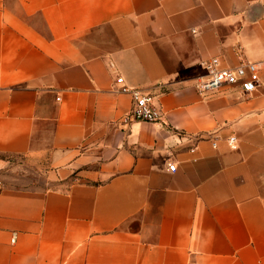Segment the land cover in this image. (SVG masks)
<instances>
[{"label":"crops","instance_id":"1","mask_svg":"<svg viewBox=\"0 0 264 264\" xmlns=\"http://www.w3.org/2000/svg\"><path fill=\"white\" fill-rule=\"evenodd\" d=\"M0 172V264H264V0H0Z\"/></svg>","mask_w":264,"mask_h":264},{"label":"built area","instance_id":"2","mask_svg":"<svg viewBox=\"0 0 264 264\" xmlns=\"http://www.w3.org/2000/svg\"><path fill=\"white\" fill-rule=\"evenodd\" d=\"M207 74L199 77L195 87L201 95L218 90L224 86H237L246 94L255 93L260 86L259 66L256 63L243 61L236 67H223L219 58H214L206 65ZM121 94L132 97V108L127 121L156 123L162 118V113L155 102V96L142 89L125 84L123 78L117 79ZM229 146L236 148V137L229 138ZM213 146L216 148L217 144ZM177 165L169 164V171L176 172ZM15 242V238L13 240Z\"/></svg>","mask_w":264,"mask_h":264},{"label":"rangeland","instance_id":"3","mask_svg":"<svg viewBox=\"0 0 264 264\" xmlns=\"http://www.w3.org/2000/svg\"><path fill=\"white\" fill-rule=\"evenodd\" d=\"M15 168H19V166H16ZM6 175H7L6 172H3V174L0 172V187H2L3 183L6 181L5 179ZM15 184L18 185L28 184L29 186L32 187H42L44 185L39 177L34 176L31 173L29 175H23L19 181L15 182Z\"/></svg>","mask_w":264,"mask_h":264}]
</instances>
